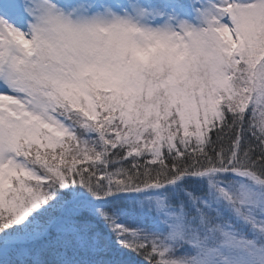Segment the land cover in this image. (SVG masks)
<instances>
[{
	"label": "snow or ice",
	"instance_id": "1",
	"mask_svg": "<svg viewBox=\"0 0 264 264\" xmlns=\"http://www.w3.org/2000/svg\"><path fill=\"white\" fill-rule=\"evenodd\" d=\"M0 264H264V0H0Z\"/></svg>",
	"mask_w": 264,
	"mask_h": 264
}]
</instances>
